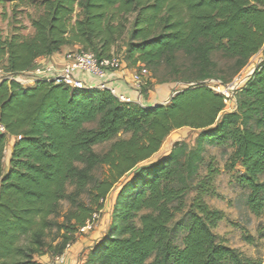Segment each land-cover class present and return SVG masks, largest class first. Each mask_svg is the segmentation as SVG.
Wrapping results in <instances>:
<instances>
[{
    "label": "trees",
    "instance_id": "trees-1",
    "mask_svg": "<svg viewBox=\"0 0 264 264\" xmlns=\"http://www.w3.org/2000/svg\"><path fill=\"white\" fill-rule=\"evenodd\" d=\"M41 5L32 37L0 34V62L13 75L66 45L110 58L127 34L128 66L141 64L151 72L170 67L183 74L184 86L167 104L140 106L53 81L32 87L2 81L0 264H42L47 255L62 256L81 229L97 221L94 216L119 184L109 229L84 264H264L215 233L225 215L207 198L217 195L219 170L209 163L200 172L208 148L231 149L234 166L242 168L239 184L248 192L249 211L256 217L264 213V60L237 92L233 112L224 113L227 98L205 85L216 78L228 81L218 76L215 55L231 63V78L262 51L264 0H42ZM184 128L199 132L193 148L177 143L161 161L143 165L173 131ZM107 144L105 151L95 150Z\"/></svg>",
    "mask_w": 264,
    "mask_h": 264
},
{
    "label": "rangeland",
    "instance_id": "rangeland-1",
    "mask_svg": "<svg viewBox=\"0 0 264 264\" xmlns=\"http://www.w3.org/2000/svg\"><path fill=\"white\" fill-rule=\"evenodd\" d=\"M41 1L42 0H0V34L4 38H10L14 34L32 37L35 33L32 27V21L39 18L44 12V7L41 5ZM133 18L134 16L130 17V22ZM130 28L131 25H128V30H130ZM127 43L128 35L126 34L112 49L113 57L119 59L122 65L124 62L126 63L125 52ZM214 59L219 63L218 76L221 78L225 77L228 81L226 84H222L221 81L216 78L207 81L206 85L218 93L224 92L223 95L227 98L224 113L233 112L236 110L235 96L237 92L245 86V83L249 78L233 90L226 91L225 89L232 83L241 81L252 72V69L254 71L257 68V66L264 60V47L261 52L251 58L248 65L238 75L231 78L228 77L231 74V63L223 60L219 54L215 55ZM0 66L4 67V63L0 62ZM144 70L146 72H144ZM136 72L140 75L141 80L143 81V93H145L146 99H148L149 96L148 92L156 86L158 87L156 88V91H160L162 94L161 99L163 104H167L173 94L184 86L181 82L183 74H180L178 71L176 72L167 66H162L155 72L140 67ZM217 85H221L222 88L217 89ZM198 135V131L187 128L173 131L163 143L159 153L151 160L143 163V165L148 166L161 161L171 152L177 143H186L190 148H193ZM124 137L127 138L128 135ZM14 142V138H9L8 147L5 153L6 170L9 167L11 154L10 148L13 146ZM108 147L109 144L98 146L95 150L101 153ZM231 156L232 150L227 147H210L208 148L204 165L200 171L202 174H205V166L209 163H213L219 170L215 182L217 195L215 197L207 198V203L211 208L220 210L225 215V219L219 223L215 233L225 240L228 246L239 250L248 257L264 261V213L261 216L256 217L249 211L246 205L248 192L239 184V171H241L242 168L239 165L234 166ZM104 172H106V168L98 170L96 176L100 178ZM127 178H132V175ZM123 182H125V180L121 183ZM120 186V184L116 186L109 195L104 210L97 216V221L94 224L87 226L86 229H83V231L78 234V239L91 232H95L100 228L102 231V236L100 238L105 235L111 224L113 203ZM248 236L254 238L252 244L246 241V237Z\"/></svg>",
    "mask_w": 264,
    "mask_h": 264
},
{
    "label": "built area",
    "instance_id": "built-area-1",
    "mask_svg": "<svg viewBox=\"0 0 264 264\" xmlns=\"http://www.w3.org/2000/svg\"><path fill=\"white\" fill-rule=\"evenodd\" d=\"M122 64L116 57L98 59L95 54L85 51L71 52L66 57V63L62 67L54 66L52 64H36L35 67L29 71L18 75H13L7 71L3 66H0V83L2 81H14L22 87H32L42 81H53L56 84H63L70 89H97L102 92H109L122 104H137L143 106L142 99L134 100L126 95L119 94L116 89L101 83L96 87L88 85L81 75H91L93 77L104 80L110 71H119ZM144 72H146L144 70ZM209 81V80H207ZM205 81V85L207 83ZM143 81L140 75L135 72L133 76V86L137 92L142 89ZM221 89V85H217V89ZM212 89V88H211ZM214 90V89H212ZM215 91V90H214ZM217 92V91H216ZM224 92H221L223 94ZM5 129L0 125V133H4ZM97 214L94 216L97 220ZM96 221L89 222L87 226L94 224ZM86 227L81 229H86ZM70 248V246H68ZM50 264H64L63 255L52 259Z\"/></svg>",
    "mask_w": 264,
    "mask_h": 264
},
{
    "label": "crops",
    "instance_id": "crops-1",
    "mask_svg": "<svg viewBox=\"0 0 264 264\" xmlns=\"http://www.w3.org/2000/svg\"><path fill=\"white\" fill-rule=\"evenodd\" d=\"M79 50V46L66 45L63 46L58 52L50 56L40 58L36 61V64H52L54 66L62 67L66 63L67 55L71 52ZM140 67L143 66L141 64H138L136 67H132L128 66L124 62L122 68L119 71L108 72L107 77L104 80H100L99 78L93 77L91 75H81L79 77H81V79H83L88 85L92 87H96L101 83H106L107 85L116 89L119 94L126 95L134 100H139L141 98L143 106H153L159 104L164 105L161 99V92L156 91V88L158 87L155 86L152 90L148 92V99H146V95L145 93H143V85L142 89L139 92L135 90L133 86V76L137 69ZM114 204L115 201L113 203V206ZM101 236L102 231L100 228L99 230L91 232L88 235H85L78 239L75 244H73L64 252V264H84L88 257L90 249L99 240ZM41 262L42 264H50L52 262V258L47 255L41 259Z\"/></svg>",
    "mask_w": 264,
    "mask_h": 264
},
{
    "label": "bare ground",
    "instance_id": "bare-ground-1",
    "mask_svg": "<svg viewBox=\"0 0 264 264\" xmlns=\"http://www.w3.org/2000/svg\"><path fill=\"white\" fill-rule=\"evenodd\" d=\"M256 62H258V61H256ZM253 66H254V65H253ZM252 72H253V69H252ZM252 72H250V73H249L245 78H243L241 81L237 82L236 85H235V88L239 87V85H241L242 82H244L245 80H247L248 78H250Z\"/></svg>",
    "mask_w": 264,
    "mask_h": 264
},
{
    "label": "water",
    "instance_id": "water-1",
    "mask_svg": "<svg viewBox=\"0 0 264 264\" xmlns=\"http://www.w3.org/2000/svg\"><path fill=\"white\" fill-rule=\"evenodd\" d=\"M254 71H255V70H254ZM254 71L252 72L251 76L253 75ZM251 76H250V77H251ZM236 83H237V82H234V83H232L231 85L227 86L225 90H226V91H230V90L235 89V85H236ZM159 105H162V104H159Z\"/></svg>",
    "mask_w": 264,
    "mask_h": 264
}]
</instances>
